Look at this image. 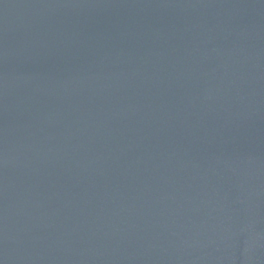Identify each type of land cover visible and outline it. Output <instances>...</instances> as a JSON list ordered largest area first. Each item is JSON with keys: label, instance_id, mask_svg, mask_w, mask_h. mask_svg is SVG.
<instances>
[{"label": "water", "instance_id": "water-1", "mask_svg": "<svg viewBox=\"0 0 264 264\" xmlns=\"http://www.w3.org/2000/svg\"><path fill=\"white\" fill-rule=\"evenodd\" d=\"M0 264H264V0H0Z\"/></svg>", "mask_w": 264, "mask_h": 264}]
</instances>
